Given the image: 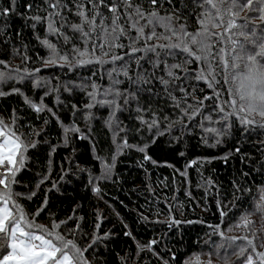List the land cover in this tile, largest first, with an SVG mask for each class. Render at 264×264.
<instances>
[{"label": "snow or ice", "instance_id": "snow-or-ice-1", "mask_svg": "<svg viewBox=\"0 0 264 264\" xmlns=\"http://www.w3.org/2000/svg\"><path fill=\"white\" fill-rule=\"evenodd\" d=\"M191 2L192 10H200L196 14L195 31H189L186 19L182 18L180 9L172 4V0H147V9L142 2L135 0H71V5L69 0H43V7L35 6L37 14L24 16L25 20L32 21L29 26L37 42L48 52L47 57H38L42 66L69 71L95 67L97 71L81 78L80 83L72 80L61 83L58 77H39V67L31 70L27 67L12 68L7 61L0 59V66H3L0 67V97L21 95L30 109L37 113L48 111L59 121L56 113L43 103V97L37 103L24 95L20 88L12 87L5 92L2 86L10 81L30 80L33 87L48 89L44 96L55 93L57 104L62 103L61 88L68 93L78 89L88 102L81 106L73 104V117L82 112L86 124L90 125L95 116L92 110L107 107L109 118L105 121L106 126L117 129L113 133L114 141L119 132H125V137L117 145L118 152L124 147H137L128 145L126 129L121 127L117 115L130 109L136 113L135 119L140 124L136 131H147L151 134L152 143L165 134H171L174 128L181 132V136L174 137L179 140L185 132L191 131L190 125L199 127L205 134H214L213 147L222 142L221 137L234 123L238 122L242 134L252 135L257 129L264 130V0ZM165 3L172 5V11L164 10L162 14ZM181 3L184 8L188 7L183 0ZM16 5L17 0H10L9 7L0 8V16L7 17L15 12ZM25 7L30 12L34 5L27 4ZM245 10L249 14L242 16ZM68 13L79 22L71 21ZM37 25L43 27V37L36 32ZM5 27L0 26V36H3ZM7 42L0 40V43ZM13 51L20 54L19 49ZM29 59L25 50L22 61ZM169 59L173 62L169 63ZM144 64H148L151 71L144 68ZM193 64L195 68L191 67ZM106 65L110 67L105 68ZM105 76L107 86L97 83V79L103 80ZM52 79L58 81L55 86L51 83ZM125 80L128 87L121 88ZM154 82L161 86L162 91L154 90ZM200 82L205 88L199 87ZM206 89L211 92H206ZM143 95L166 100L175 119L168 115L161 118V110L142 104L140 97ZM206 111L208 114H205ZM15 112L13 109L12 116L7 120L0 116V264H90L84 253L100 237L81 248L74 238H69L75 236L74 229L59 231L67 221L52 219L48 224L38 222L37 217L47 207V197L34 213H29L19 203V199L30 200L36 194L15 192L13 186L18 184L17 176L26 166L28 150L36 147V142L30 137L39 133L35 130L26 133ZM214 115L216 119H213ZM206 121L222 127H206ZM47 123L48 120H45ZM60 123L65 144L69 143L70 133L79 134L80 139L88 138L86 133H81L75 121L71 125ZM202 140L208 144L207 135L202 136ZM260 143L264 145V140ZM147 148L148 145H144L138 147V151L145 153V161L156 164L147 155ZM196 163L192 160L189 166ZM113 166L104 164L106 173ZM94 191L99 193L100 189L95 188ZM258 193L255 211L261 214L264 223V186L258 188ZM221 215L227 213L221 210ZM164 222L169 227L181 223L174 217ZM252 223L250 214H245L228 231L250 230ZM212 227L213 232L223 238L221 243L212 245L216 256H220L221 249L226 254L231 250L239 264H264V251L260 250L264 249V228L260 230L261 235L257 236L254 232L249 237L246 234L226 236L219 225ZM125 234L131 236V232ZM157 243V240H152L147 245L138 243L137 247L139 251L145 248L151 250L152 245ZM212 255V252L207 253L205 260L202 254L194 253L184 264H214ZM222 259L224 264H229L226 257ZM163 264H168V261H163Z\"/></svg>", "mask_w": 264, "mask_h": 264}, {"label": "trees", "instance_id": "trees-1", "mask_svg": "<svg viewBox=\"0 0 264 264\" xmlns=\"http://www.w3.org/2000/svg\"><path fill=\"white\" fill-rule=\"evenodd\" d=\"M135 2H142L145 9L149 8L147 0ZM183 3L188 7L184 8L181 0H172V4L180 9L182 18L186 19L189 31H195L196 14L200 10H192L191 0H183ZM27 4L34 5L30 12L25 7ZM9 6L10 0H0V8ZM35 6L43 7V0H17L15 12L7 17L0 16V26L6 25L0 40L8 41L0 43V59L7 61L12 68L27 67L31 70L39 67V77H58L61 83L69 80L80 83L81 78L97 71L95 67L69 71L42 66L38 57H47L48 52L37 42L29 26L32 21L24 18L25 15L37 14ZM164 10L172 11V5L165 3L162 14ZM39 14L43 15V12ZM248 14L246 12L242 16ZM68 16L71 21L79 22L71 13ZM36 32L44 36L41 25H37ZM13 49H19L20 54H14ZM25 50L30 57L27 62L22 61ZM172 62L169 59V63ZM143 66L151 71L148 64ZM51 83L55 86L58 81L52 79ZM97 83L107 86L108 79L105 76L103 80L97 79ZM154 84V90L162 91L158 83ZM12 87L20 88L24 95L37 103L43 97V103L59 117L58 121L48 111L35 112L24 103L21 95L0 97V116L7 120L15 109L23 130L39 133L30 137L36 142V147L28 150L26 166L17 176L18 184L13 186L15 192L36 194L30 200L19 199V203L29 213H34L47 197V207L37 217L38 222L48 224L52 219L67 221L59 231L74 229L75 236L69 238H74L81 248L100 237L84 253L90 264H163V261L184 264L194 253L202 254L206 260L209 252L213 253L214 264H224L222 257H226L229 264H239L231 250L226 254L221 249L220 256L215 255L212 245L221 243L223 238L213 232L212 226L219 225L226 236L246 234L251 237L254 232L257 236L261 235L264 223L261 214L255 211V200L259 195L258 188L264 186V145L260 143L264 140V130L257 129L252 135L242 134L237 122L221 137L222 142L213 147L214 136L208 137L209 134L203 133L199 127L190 125L191 131L185 132L179 140L174 137L181 136V132L174 128L171 134H165L152 143L151 134L136 131L140 124L135 119L136 113L130 109L117 115L121 126L126 129L128 145L137 147H124L118 152L117 145L121 142L117 144V137L114 141L113 129L111 131L105 123L109 118L107 107L92 110L95 116L90 125L86 124L82 112L73 117L72 105L81 106L88 102L83 92L73 89L68 93L61 88L62 103L57 104L55 93L44 96L48 89L33 87L30 80L10 81L2 86V90L8 92ZM126 87L128 83L125 80L121 88ZM199 87L205 88L204 83L200 82ZM206 92L211 90L206 89ZM140 100L142 104L161 110V118L168 115L175 119L166 100L148 95L141 96ZM132 108H135L134 104ZM216 118L214 115L213 119ZM45 120H48L47 124ZM60 121L64 125L75 121L81 133H86L88 138L80 139L79 134L70 133L69 143L65 144ZM205 126L212 125L206 121ZM205 135L208 144L202 140ZM144 145H148L147 155L156 164L145 161V153L138 151V147ZM225 156L227 159H224ZM98 157L103 163L110 161L114 165L110 173L103 175V163ZM192 160L197 163L189 166ZM185 172L186 175H182ZM42 180L43 183H40ZM95 188L100 189L99 193L94 191ZM221 210L227 215L222 216ZM245 214H250L253 221L249 225L250 230L228 231ZM171 217L181 223L169 227L164 221ZM127 232H131V236L126 235ZM152 240L158 243L152 245L151 250H138V243L147 245Z\"/></svg>", "mask_w": 264, "mask_h": 264}, {"label": "rangeland", "instance_id": "rangeland-1", "mask_svg": "<svg viewBox=\"0 0 264 264\" xmlns=\"http://www.w3.org/2000/svg\"><path fill=\"white\" fill-rule=\"evenodd\" d=\"M246 12H247V10H245L244 12H242L241 15L242 14H245ZM212 126H215V127H218V128H221L222 127V125H212ZM207 127H209V126H207ZM112 129H113V132L117 131V129H115V128H112ZM112 129H111V131H112ZM123 135H124L123 132H119V135L116 136L117 137V144H119L121 142V139L123 138ZM212 136H214V134H209L208 137H212ZM104 163L105 164H108V165H113L110 161H106ZM104 163H103V170H102L103 175L110 173L112 171V169H113V168H111V171L106 173V170H105V167H104Z\"/></svg>", "mask_w": 264, "mask_h": 264}]
</instances>
